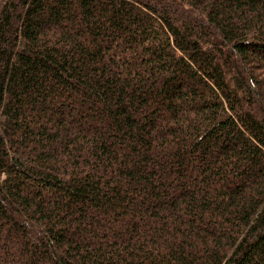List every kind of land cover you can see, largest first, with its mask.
<instances>
[{
    "label": "trees",
    "instance_id": "16d2710c",
    "mask_svg": "<svg viewBox=\"0 0 264 264\" xmlns=\"http://www.w3.org/2000/svg\"><path fill=\"white\" fill-rule=\"evenodd\" d=\"M0 264H264V0H0Z\"/></svg>",
    "mask_w": 264,
    "mask_h": 264
},
{
    "label": "rangeland",
    "instance_id": "374dc122",
    "mask_svg": "<svg viewBox=\"0 0 264 264\" xmlns=\"http://www.w3.org/2000/svg\"><path fill=\"white\" fill-rule=\"evenodd\" d=\"M189 176H187V178H188ZM126 220H129L130 218H125Z\"/></svg>",
    "mask_w": 264,
    "mask_h": 264
}]
</instances>
